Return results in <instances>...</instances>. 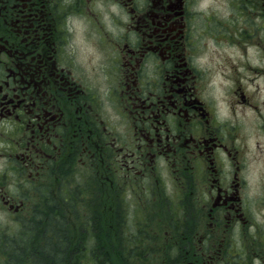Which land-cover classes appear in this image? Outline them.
<instances>
[{"label":"flooded vegetation","instance_id":"af4514ba","mask_svg":"<svg viewBox=\"0 0 264 264\" xmlns=\"http://www.w3.org/2000/svg\"><path fill=\"white\" fill-rule=\"evenodd\" d=\"M258 2L0 0L9 207L8 189H117L135 213L168 207L171 194L179 205L195 200L194 217L169 220L182 231L170 237L154 232L161 218H135L138 257L264 264V29L259 41L250 30ZM251 73L260 99L243 87ZM250 189L262 193L260 220Z\"/></svg>","mask_w":264,"mask_h":264},{"label":"trees","instance_id":"16d2710c","mask_svg":"<svg viewBox=\"0 0 264 264\" xmlns=\"http://www.w3.org/2000/svg\"><path fill=\"white\" fill-rule=\"evenodd\" d=\"M59 191L56 199L57 189H41L44 211L37 213L34 224L23 227L18 241H3L8 255L0 264H143L147 259L133 252L136 243L145 246L143 240L133 238L135 218L177 220L192 218L196 212L192 200L187 199L182 205L171 200L168 207L155 206L154 212L149 207L139 208L132 215V205L125 198L120 200L117 189ZM124 211L128 212L126 216ZM74 213L84 219V224L76 228L77 239V231L73 233L74 226L67 218ZM180 224L171 222L174 233L182 232Z\"/></svg>","mask_w":264,"mask_h":264},{"label":"rangeland","instance_id":"374dc122","mask_svg":"<svg viewBox=\"0 0 264 264\" xmlns=\"http://www.w3.org/2000/svg\"><path fill=\"white\" fill-rule=\"evenodd\" d=\"M254 9H256L257 12H252L251 13L252 18H251L250 30H251V33L253 35L252 39L254 41H259V36L260 35L257 34V33L261 32V31H259L258 28H259V26L262 25V28L264 29V18L262 17V11L264 10L263 3L262 2H258V3H256V6L255 5L251 6V10H254ZM253 54H254V52L251 51V55L252 56H253ZM262 54H263V51H262ZM258 64L260 65V67H262V62H260ZM252 77L253 76H252V73H251L250 76H249V81L243 82V87L245 88V90L249 94H253L256 97V99L257 98L260 99V97L262 96V92H261V95H259L258 92H256L255 88L251 85L253 83L251 81ZM261 87H262V89H264L262 83H261ZM257 138L259 139V141H262V135L261 134H259V135L255 134V137L253 138V140L257 139ZM250 142L252 144V140H249V143ZM251 148H252L253 154H255L256 153L255 147L252 146ZM249 156H250V159L253 158L252 155H249ZM2 167L3 166L0 164V169ZM253 175L254 174H251V177ZM26 178L27 177H25V180H26ZM74 179H76V178H74ZM67 181H68V177H64V178H62L61 184H65V183H67ZM76 181L77 182H75L74 184L82 185L81 179H80L81 182L78 179H76ZM53 185H55V183H53ZM72 186H74V185L72 184ZM254 186H256V185H254ZM74 187H66V188H63V189H73ZM53 188L57 189V193H55V196H56V199H57L58 195H59V192H60L59 191L60 188L57 187V186H53ZM39 190H41V189H39ZM8 191H9L8 194L12 195L15 198V202H14V204H12L9 207V201H7L6 196L1 194V192H0V261L1 262L3 261V258L6 259L7 258L6 255H8L7 252L4 251L3 241L6 240V239H9L11 241H18L20 239L21 233L24 230L23 227L25 228V226L28 225L29 223H32L33 220H35V222H36L35 217H36L37 213L40 212V211L41 212L44 211L43 210L44 209L43 202H40L41 201L40 200L41 199V195H40L41 192L40 191L35 192L34 189H8ZM250 192H251L252 198H253V200L251 201L252 208L250 206L251 212H253L252 214H254L253 218L255 217L258 220H260V217H262V210H261V215H260L259 208H261L260 206H261V203H262L261 202L262 193H260V189H250ZM169 197H170L169 200H174V201L176 200L175 196H173L171 194L169 195ZM74 202H76V200ZM192 202H193L194 205H196L195 200L192 199ZM80 205H82V203H80ZM14 206H16V211H19V212L13 211ZM65 207H67V206H64V208ZM123 213L125 214V216L128 214V212H125V211ZM74 214H67V218H69L71 224L74 226L72 230L75 229V231H73V233L74 232L76 233V231H77V234L74 236L75 237L74 239H77V236H79V233H78V229H76V228H79V226L84 224V219H82V217L79 214H75V215ZM169 220L171 221L172 219H170V217H168L167 221H165L162 218V222H163V225H164L163 229L160 230V231L155 229L154 232L155 233L159 232V233H161L164 236H167V237L169 236L170 237L172 235V233L170 232L171 229L169 228V230H168V226H167L168 223L170 222ZM35 222H33V224ZM155 227H157V226H155ZM194 233H196V232H194ZM165 239H167V238H165ZM234 254H235V252H234ZM172 259L173 260H178L177 256L174 257V258L172 257ZM183 259H181V261H183ZM158 262L161 263V261H158L155 258L152 261L151 264H160Z\"/></svg>","mask_w":264,"mask_h":264}]
</instances>
